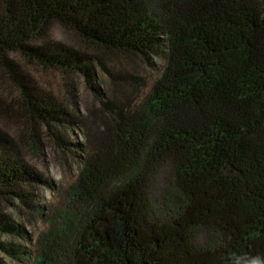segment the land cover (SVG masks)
<instances>
[{
    "label": "trees",
    "instance_id": "obj_1",
    "mask_svg": "<svg viewBox=\"0 0 264 264\" xmlns=\"http://www.w3.org/2000/svg\"><path fill=\"white\" fill-rule=\"evenodd\" d=\"M52 23L84 49L50 40ZM160 53L148 93L112 69L83 116L27 69L89 78ZM0 88V123L19 128L0 130V205L24 209L40 182L23 147L63 149L58 125L85 127L74 205L33 264H264V0H0Z\"/></svg>",
    "mask_w": 264,
    "mask_h": 264
},
{
    "label": "rangeland",
    "instance_id": "obj_2",
    "mask_svg": "<svg viewBox=\"0 0 264 264\" xmlns=\"http://www.w3.org/2000/svg\"><path fill=\"white\" fill-rule=\"evenodd\" d=\"M47 30L50 40L61 42L74 50L84 49L83 43L63 28L52 23ZM163 63V53L156 57H146L144 60L134 55H127L121 60L114 56L107 64L108 72L97 68L96 74L89 78L77 73L65 76L66 80L61 73L52 69L46 71L34 70L31 67L27 69L34 75L41 89L53 99L64 101L67 108L71 111L78 110L83 116L87 112V106L91 104L99 106L106 100L104 93L107 90V74L110 70L112 72H114L112 69L117 70L116 82L121 89H124L129 74L139 75L141 80L138 89L143 96L151 89ZM64 80L75 87L77 96L74 104L66 101ZM58 128L61 129L60 133L64 140L72 143L71 145L60 149L54 144L46 143L42 151H32L23 147L19 155L36 173L40 182L37 187L24 189L28 195V206H24V209L18 208L19 203L14 199L0 205L1 219L9 220L12 226L10 230L0 221V264H33L39 235L46 232L52 221L60 218L61 213H66L74 205V200L67 191L75 182L81 168L80 156L83 154L85 144V127L76 121L70 124L63 123L58 125ZM0 130L18 138L19 128L15 122L0 123ZM2 152L0 149V159L5 156Z\"/></svg>",
    "mask_w": 264,
    "mask_h": 264
}]
</instances>
